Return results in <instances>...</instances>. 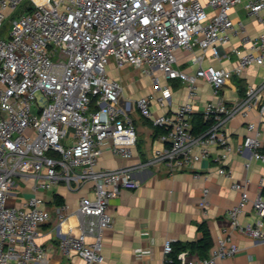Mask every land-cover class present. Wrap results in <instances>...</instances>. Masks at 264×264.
I'll list each match as a JSON object with an SVG mask.
<instances>
[{
  "label": "built area",
  "instance_id": "2783aa9c",
  "mask_svg": "<svg viewBox=\"0 0 264 264\" xmlns=\"http://www.w3.org/2000/svg\"><path fill=\"white\" fill-rule=\"evenodd\" d=\"M25 1L0 0V264H47L39 238L53 212L61 250L77 252L87 264H101L105 232L114 226L110 203L122 190L140 187L136 168L191 167L210 157L214 146L224 150L216 156L221 163L234 150H249L264 161L256 122L247 119L251 133L236 148L227 129L238 115L249 118L253 110L264 115V79L248 84L238 101L223 94L235 75L264 63V31L251 38L243 21L232 18L243 0H30L31 7L16 16ZM245 7L264 24V0H247ZM239 33L247 51L233 47L222 53ZM181 51L187 52L185 60ZM209 51L220 58L235 53L239 61L230 70L205 66ZM184 63L195 70L182 68ZM109 66L138 69L154 89L126 97L122 80L110 74ZM200 79L211 85L215 98L202 110L207 128L195 132ZM175 80L187 86L188 99L172 110ZM134 111L161 129L151 157L132 166L100 168L107 150L123 158L134 155L139 141ZM218 172L232 176L224 164ZM88 183L93 195L82 196L74 212L64 201L51 207L44 197L25 194L27 188L47 192L60 184L75 191ZM232 187L241 192L227 211L232 228L264 240V197L251 198L244 182ZM208 194L204 188L199 203L204 210ZM248 202L258 218L242 224L239 216ZM173 243L167 239L164 244L165 264L173 262L168 256ZM239 250L221 237L202 258L180 251L177 264H217Z\"/></svg>",
  "mask_w": 264,
  "mask_h": 264
},
{
  "label": "crops",
  "instance_id": "0c3cea01",
  "mask_svg": "<svg viewBox=\"0 0 264 264\" xmlns=\"http://www.w3.org/2000/svg\"><path fill=\"white\" fill-rule=\"evenodd\" d=\"M246 1L243 0L235 7L232 18L237 24L243 21L246 33L251 38H256L264 31V24L247 11ZM262 16L264 17V10ZM246 46L248 47L244 43L243 35L239 33L233 35L230 44L221 50L223 53L233 47H240L242 52H245ZM180 56L185 60L187 52L181 51ZM238 61L239 56L235 53L220 58L209 51L204 65L213 64L230 70ZM183 67L191 72L195 70L185 63ZM263 79L264 63L252 64L242 74L235 75L227 82L223 94L229 101H238L244 95L243 92L248 84H258ZM198 84L199 91L194 97V105L196 113H202L206 102L214 99L215 96L213 88L206 80L200 79ZM171 86L173 97L170 109L173 110L187 101L188 88L179 80L172 81ZM126 96L133 98L127 94ZM132 117L139 135L134 155L131 158H123L107 150L99 160L100 168L132 166L151 157L153 148L158 145L155 128L137 111L133 112ZM136 119L146 120L148 124L139 120L136 124ZM247 119L257 123L262 139V151H264V115H260L258 110H253L249 118L238 115L229 122L227 129L231 144L236 148L251 133L246 126ZM223 152L222 148L214 146L211 148L210 157L202 159L191 167L174 169L160 164L136 168L134 175L142 182L140 187L134 190H122L110 203L109 211L114 218V226L105 232L101 264H165L166 240L173 239L174 242L181 243L195 241L201 236L199 231L201 223H206L210 230L212 247L219 238L224 237L230 238V241L240 248L236 255L224 258L217 264H264V240L253 238L248 232L234 230L227 213L241 197V192L232 187L236 181L246 183L251 198L259 194L264 197V161L254 159L249 150L244 153L234 150L224 163H221L216 156ZM221 164L232 170V176H224L218 172ZM197 173L200 174L199 177H196ZM204 188H209V206L206 210L199 204ZM25 194L44 197L51 207L56 203L55 195H59L69 204L71 212H74L82 196L93 195V184L88 183L75 191L68 189L64 184L47 192L27 188ZM257 218L253 203L248 202L239 216L240 222L253 224ZM70 221L74 225L77 224L74 216ZM57 223L56 219L41 227L39 241L47 250V264H87L77 252L65 254L61 250ZM75 229L78 231L77 225ZM191 254L202 258L195 253Z\"/></svg>",
  "mask_w": 264,
  "mask_h": 264
},
{
  "label": "trees",
  "instance_id": "16d2710c",
  "mask_svg": "<svg viewBox=\"0 0 264 264\" xmlns=\"http://www.w3.org/2000/svg\"><path fill=\"white\" fill-rule=\"evenodd\" d=\"M245 93V90L243 94ZM242 94V95H243ZM193 126H194V131L195 132H201L204 131L208 124L205 123L203 120V114L201 112L194 113L193 115ZM155 128V134L159 133L161 131L160 128ZM55 201L56 204H61L63 200L59 195H55ZM199 231L201 232V236L195 240V241H190L186 243H181L179 241L173 243V250L172 252L168 255L169 258L173 260L171 264H177V255L180 251L182 250H189L191 253L197 254L199 257H204L207 255L208 251L212 247V236L210 233V230L206 223H201L199 225Z\"/></svg>",
  "mask_w": 264,
  "mask_h": 264
},
{
  "label": "rangeland",
  "instance_id": "374dc122",
  "mask_svg": "<svg viewBox=\"0 0 264 264\" xmlns=\"http://www.w3.org/2000/svg\"><path fill=\"white\" fill-rule=\"evenodd\" d=\"M31 4L32 1L30 0L25 1L17 10L16 16L20 15L21 13H24L29 7H31ZM10 24H11L10 20L7 21L5 26L7 30L9 29ZM182 68L184 67L182 66ZM108 69L110 70V74L112 76L119 77L122 80V83L125 88V93L128 96H132L133 98H138L139 96L154 89L153 84L149 80V78L143 76V74H141V72L138 69H135L133 67H126L120 71H117V70H111L112 67L110 66ZM137 120L144 121L146 124H148L146 120H142V119H136V124H137ZM155 145H157V142L155 143ZM56 219H57L56 213L53 212V220Z\"/></svg>",
  "mask_w": 264,
  "mask_h": 264
},
{
  "label": "water",
  "instance_id": "95a60500",
  "mask_svg": "<svg viewBox=\"0 0 264 264\" xmlns=\"http://www.w3.org/2000/svg\"><path fill=\"white\" fill-rule=\"evenodd\" d=\"M124 102H125V100L124 99H121V103L124 105Z\"/></svg>",
  "mask_w": 264,
  "mask_h": 264
}]
</instances>
